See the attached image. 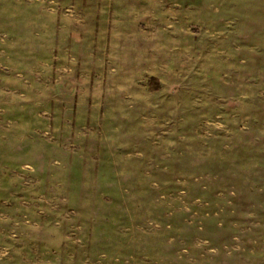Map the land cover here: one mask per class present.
Masks as SVG:
<instances>
[{
  "label": "rangeland",
  "instance_id": "obj_1",
  "mask_svg": "<svg viewBox=\"0 0 264 264\" xmlns=\"http://www.w3.org/2000/svg\"><path fill=\"white\" fill-rule=\"evenodd\" d=\"M0 264H264V0H0Z\"/></svg>",
  "mask_w": 264,
  "mask_h": 264
},
{
  "label": "trees",
  "instance_id": "obj_2",
  "mask_svg": "<svg viewBox=\"0 0 264 264\" xmlns=\"http://www.w3.org/2000/svg\"><path fill=\"white\" fill-rule=\"evenodd\" d=\"M148 84H149L150 90H157V89L160 88L159 78L156 77V76H151L149 78ZM151 84L154 85V86L151 87Z\"/></svg>",
  "mask_w": 264,
  "mask_h": 264
},
{
  "label": "crops",
  "instance_id": "obj_3",
  "mask_svg": "<svg viewBox=\"0 0 264 264\" xmlns=\"http://www.w3.org/2000/svg\"><path fill=\"white\" fill-rule=\"evenodd\" d=\"M157 77V76H156ZM159 84H160V79H159ZM160 87H161V84H160Z\"/></svg>",
  "mask_w": 264,
  "mask_h": 264
}]
</instances>
